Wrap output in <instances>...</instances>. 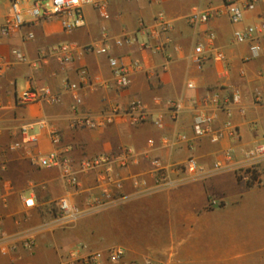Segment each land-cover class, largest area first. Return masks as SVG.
Returning a JSON list of instances; mask_svg holds the SVG:
<instances>
[{"label": "crops", "instance_id": "1", "mask_svg": "<svg viewBox=\"0 0 264 264\" xmlns=\"http://www.w3.org/2000/svg\"><path fill=\"white\" fill-rule=\"evenodd\" d=\"M238 1L105 0L106 16L88 3L83 8L84 24L70 32L57 17L37 20L26 11L25 22L17 31L0 34V233L1 245L14 247L7 253L0 251V264H57L75 246L105 249L114 244L126 249L128 259H152L159 251H184L165 264H215L213 259L192 254L200 236L207 242L218 228L222 234L264 238V186H246L233 171L226 170L204 179L172 173L179 183L162 188L156 186L152 174L156 159L172 165L193 155L206 168L223 159V150L231 141L227 138L211 143L202 137L191 150L174 142L177 134L193 135V115L211 90L225 93L231 87L240 89L245 115L235 110L232 116L239 143L248 144L264 132V103L253 99L257 92L264 94V34L256 56L251 55L247 42L233 39L236 29L264 20V3L246 10L236 24L215 10ZM8 8L9 0H0V24ZM195 10H209L208 20L190 22L188 16ZM158 12L164 14L170 28L156 41L148 37L142 24L154 26ZM209 30L215 33L211 44ZM125 37L136 41L115 44V39ZM198 42L206 44L200 66L190 58ZM61 44L71 47L69 62H60L52 50ZM89 45H106L107 51L84 49ZM216 52L223 54V61L214 59ZM109 56L129 69L131 83L126 88L117 86ZM67 82L79 87L66 91ZM41 86L49 87L56 99L18 101L23 92ZM73 93L82 98L81 104H76ZM133 100L143 103L148 111L143 122L132 124L127 115L118 114L113 122L100 126L74 125L82 114L101 120L111 106L125 108ZM169 100L181 104L176 117L168 107ZM157 117L162 127L153 123ZM225 119L218 111L213 128ZM52 131L58 132L55 143ZM32 136L36 140H30ZM126 149L131 151L130 162L125 167L113 166L123 183L115 194L122 199L71 225L56 224L57 200L68 195L80 207L85 206L88 196L98 191L97 173L79 174L82 189L75 192L58 166L40 165L38 159L57 151L78 167L83 159L117 155ZM136 180L141 182L136 184ZM26 197H33L32 206L24 205ZM210 199L219 204L209 207ZM27 237L35 240L31 249L23 246Z\"/></svg>", "mask_w": 264, "mask_h": 264}, {"label": "built area", "instance_id": "2", "mask_svg": "<svg viewBox=\"0 0 264 264\" xmlns=\"http://www.w3.org/2000/svg\"><path fill=\"white\" fill-rule=\"evenodd\" d=\"M94 4L103 16L107 15L105 0H9V8L4 21L0 24V34H8L17 31L25 22L24 13L27 11L33 19H42L57 17L59 18L62 28L65 31H72L84 24L83 8L86 4ZM264 3V0H239L237 2L225 3L223 6L215 9L218 13H225L231 23H240L246 10L253 9L257 4ZM211 10V9H210ZM209 10L200 12L193 11L188 19L192 23L205 22L208 20ZM154 26L142 28L147 29L148 37L159 41L161 33L170 28V24L165 19L162 12H158L154 18ZM264 34V20L253 23L241 29H236L233 33V39L237 43L249 44L252 56H256L261 47V37ZM31 36V35H30ZM215 38V33L211 30L207 32L208 43L211 44ZM136 38L125 37L114 40L115 44L122 45L124 42L132 43ZM160 45V44H159ZM206 44L198 42L195 44L190 56L192 61L201 65L205 59ZM84 49L92 50L97 53H105L107 46L89 45ZM174 49H178L174 46ZM57 54V59L66 63L72 59L71 47L69 44H61L52 48ZM24 59V58H22ZM214 59L223 61L224 56L221 52H216ZM109 66L114 74L118 87L126 88L131 83L129 69L118 62L114 57H108ZM264 71V68H263ZM244 74V71H241ZM189 87L193 84L189 82ZM75 82H67L64 85L66 91L74 92L78 88ZM76 104H81L82 98L73 93ZM56 95L51 92L47 86L34 87L23 92L18 101L21 103L53 101ZM255 103H264V94L257 92L253 97ZM243 96L239 88L231 87L229 92L222 93L220 89L211 90L204 98V103L193 115L191 137L184 133L175 136V144H185L189 150L193 149L196 140L207 137L211 143H219L225 138L231 140L223 150V159L215 160L210 168H206L193 155H189L185 160L177 164L165 165L159 160H154L153 177L156 180V186L170 188L179 183L177 178H172L171 174L186 173L198 179H204L214 173L230 170L233 171L237 180L247 186H264V132L250 143H239L240 134L236 125L232 121L234 111L237 110L241 115H245V108L242 104ZM168 107L172 116L176 117L181 109V104L175 100L168 101ZM76 109V105L74 106ZM225 114L226 119L220 127L214 129L213 124L217 119V112ZM124 114L129 117V122L136 124L143 122L148 118V111L143 103L133 100L130 104L121 108L118 105L110 107L109 111L103 115L101 120H95L90 113L82 114L74 122L75 126L94 127L114 121V116ZM157 127H162L159 117L152 120ZM52 141L55 143L59 140L58 132H51ZM30 140H36L32 136ZM168 142L167 138H163ZM131 151L126 149L124 152L113 154H99L90 158L83 159L78 167H74L73 162L62 156L57 151L38 159L40 165L58 166L61 169V176L68 184L72 191L79 192L81 182L78 175L95 171L98 191L88 196L86 204L83 207L77 205L70 196H61L57 200V214L54 222L60 226H68L77 221L81 216L95 212L102 208L108 207L116 201L122 199V196L115 194V190L122 189V179L118 177L113 169L115 163L125 167L130 162ZM141 180H136L139 184ZM148 191V190H147ZM24 205L29 207L34 204L33 197L24 198ZM216 199H210L208 206L218 205ZM2 234L0 233V251L7 253L13 250V246L1 245ZM35 244L33 237H27L23 240V246L31 249ZM57 264H153L150 258L144 260L128 259L127 251L121 245H111L105 249H89L84 245L71 248L59 260Z\"/></svg>", "mask_w": 264, "mask_h": 264}, {"label": "rangeland", "instance_id": "3", "mask_svg": "<svg viewBox=\"0 0 264 264\" xmlns=\"http://www.w3.org/2000/svg\"><path fill=\"white\" fill-rule=\"evenodd\" d=\"M218 221L216 219V222ZM235 223L238 225L237 219ZM203 239L200 236L198 249L192 251L198 258L213 259L215 264H264V238L261 235H227L220 233L216 228L215 233L209 235L207 242ZM177 255H184V251H159L151 260L153 264H165Z\"/></svg>", "mask_w": 264, "mask_h": 264}]
</instances>
